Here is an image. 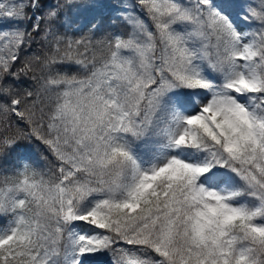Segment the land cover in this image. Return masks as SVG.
I'll return each instance as SVG.
<instances>
[{
	"label": "snow or ice",
	"instance_id": "1",
	"mask_svg": "<svg viewBox=\"0 0 264 264\" xmlns=\"http://www.w3.org/2000/svg\"><path fill=\"white\" fill-rule=\"evenodd\" d=\"M0 264H264V0H0Z\"/></svg>",
	"mask_w": 264,
	"mask_h": 264
},
{
	"label": "trees",
	"instance_id": "2",
	"mask_svg": "<svg viewBox=\"0 0 264 264\" xmlns=\"http://www.w3.org/2000/svg\"><path fill=\"white\" fill-rule=\"evenodd\" d=\"M75 19H76V16L74 15V10H69V23L71 24ZM83 24H84V21H83V18H81V21H80V25L79 26L83 28V34H87L88 33V28L87 27H83ZM108 30H111V29L109 28L108 22L105 21L101 25L100 30L97 31L95 33V35L98 36V35H100L101 32L108 31ZM70 34L80 35L81 33L74 32V31L70 30Z\"/></svg>",
	"mask_w": 264,
	"mask_h": 264
}]
</instances>
